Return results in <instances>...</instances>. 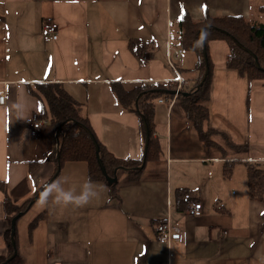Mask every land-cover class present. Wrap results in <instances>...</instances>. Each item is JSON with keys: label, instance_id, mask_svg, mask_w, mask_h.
<instances>
[{"label": "crops", "instance_id": "1", "mask_svg": "<svg viewBox=\"0 0 264 264\" xmlns=\"http://www.w3.org/2000/svg\"><path fill=\"white\" fill-rule=\"evenodd\" d=\"M263 5L264 0H0V96H5L0 103V181L14 203L32 199L16 223V244L25 264H264V226L255 228L251 216L235 223V212L225 204L228 185L211 180L223 175L226 162L239 161L234 156L239 146L244 148L239 163H264V81L243 78L226 67V58L218 62L211 48L208 107L210 127L221 137L215 139L216 145L205 147L176 94L160 99L153 121L162 158L145 162L141 178L131 181L127 176L120 189L122 172L117 175L118 182L111 185H116L115 196L110 195L106 178L92 181L98 196L81 208L36 204L38 190L62 175L65 188L78 194L88 180V164L60 166L61 134L57 137L51 124L38 116L42 104L33 93L40 84L63 83L84 104L97 141L119 158H141L146 138L144 143L140 117L119 108L110 84L175 83L178 75L168 64L167 52L172 47L182 51L177 46L178 23L185 14L196 21L243 15L264 22L259 13ZM48 22L59 25L55 41L44 40ZM134 40L149 43L141 59L129 47ZM174 51L171 62L190 88L197 73L183 71L194 69L197 58L187 55L183 60L187 53L176 56ZM176 85L175 91L183 83ZM18 91L29 105L30 122L18 121L10 111ZM177 163L181 168L192 164L191 174L209 180L207 196L194 181L173 179L172 165ZM179 189H187L203 204L200 216L192 215L188 206L177 209L174 198ZM232 191L237 194L236 188ZM207 199L212 200L209 208L203 201ZM4 200L0 190V255L7 254ZM220 202L229 214L212 211ZM246 207L255 208L252 203ZM41 214L30 231L31 222ZM166 219L187 234L185 245L160 242L156 223Z\"/></svg>", "mask_w": 264, "mask_h": 264}, {"label": "trees", "instance_id": "2", "mask_svg": "<svg viewBox=\"0 0 264 264\" xmlns=\"http://www.w3.org/2000/svg\"><path fill=\"white\" fill-rule=\"evenodd\" d=\"M259 13L264 15V5L259 8ZM209 27V28H207ZM211 27V28H210ZM178 41L177 46L183 52H192L197 55V63L194 69L183 71L186 73H197V79L194 85L187 87L180 71H174L176 75H180L183 85L180 92H190L187 97L181 93L177 95L179 103L184 107L186 112L187 122L196 129L200 140L205 147L210 148L215 146V139L212 137L213 133H218L210 127L209 123V107L210 100V86L212 77V64L208 53L209 42L213 40H226L229 44V52L226 56V67L238 72L243 78L250 82L254 80L264 81V22L251 21L243 15H224V16H209L206 20L196 21L188 14H185L178 23ZM202 30V38L206 42L207 53L209 58V75L203 86L197 90L198 85L205 73L206 65L203 58V44L200 41L199 35ZM224 31V32H223ZM238 43L252 51L258 58L262 69H258L255 65L254 58L244 51ZM149 46V43H142V41H130V49L133 53L141 59L142 50ZM174 81L176 84L177 77ZM173 82H158L155 86L152 83H131L112 82L110 89L116 100L119 108L125 112L136 113L140 117L141 135L145 143L146 132L145 124L136 109L135 101L140 96L139 106L140 112L145 116L149 125L151 137L149 141L148 151L146 155V163L162 158V146L159 139L154 137L153 121L154 110L156 102L160 99L167 100L173 98V95L166 91H175L177 85ZM38 99L41 101L42 107L39 112L40 117L46 119L53 129L57 132L58 127L62 126L59 151H60V166L64 162H78L85 161L88 164V180L91 181H105V176L99 165L96 154V147L92 138L94 134L90 125L89 119L85 113V106L83 103L75 99L65 88L63 83H43L35 86ZM99 142V141H98ZM100 158L103 162L106 172L110 176H114L115 171L117 175L125 172L123 169H128L126 174L131 181H138L141 178L143 169H138L143 164L144 154L141 158H119L107 150V148L99 142ZM246 165V174L248 186L252 197L263 198L264 195V163L244 161ZM234 161L226 162L223 168L225 177L230 178L234 169ZM135 168V169H134ZM134 169V170H133ZM46 182L43 186L48 185ZM0 190L5 195L3 207L5 210V220H7L8 228L4 233L5 246L7 254L0 255V264H25L21 254L9 260L14 255V248L11 243V223L12 219L18 214L25 212L30 205V200L24 202L22 205L14 203L9 196L6 183L0 181ZM42 190V189H41ZM38 190L37 193H40ZM110 195L115 196V186H110ZM188 193L187 189H179L174 198V202L179 211H183L187 205L184 202V197ZM216 211L218 213H228L224 203H217ZM44 215H39L30 224L29 230L35 228ZM157 222V221H155ZM160 222V221H159ZM157 222L156 224H158ZM17 236V233H16ZM16 239V237H15ZM17 242V239H16ZM18 251V244H17Z\"/></svg>", "mask_w": 264, "mask_h": 264}, {"label": "rangeland", "instance_id": "3", "mask_svg": "<svg viewBox=\"0 0 264 264\" xmlns=\"http://www.w3.org/2000/svg\"><path fill=\"white\" fill-rule=\"evenodd\" d=\"M207 28H209V27H207ZM156 43L160 45V42L156 41ZM224 43H226L227 46L229 45L226 40H213V41L209 42V54H210V49L212 48V52L217 56L218 62L225 61L226 54L229 51V49L228 50L224 49L226 47ZM168 47L169 48L172 47L170 43H169ZM171 51L172 52L174 51L173 47L171 50L168 49V52H167V58H168L167 60H168L169 65H171V58H170ZM174 54L176 56L178 55L177 50L174 51ZM185 54L186 55L183 56V60L186 59L185 57L187 55H190L192 57L197 58L194 53L185 52ZM186 64H188V65L190 64L188 62V60H186ZM213 134L214 135L212 137L214 139L217 140V139L221 138L217 135V133H213ZM243 149L244 148L242 146H239L236 148V153H234V156H236V158L239 161H237L238 163L235 162V166H234V169L232 172V176L230 178H227V177H225L224 174L223 175L221 174L219 179L216 176H213L211 180L212 181H223L224 183H226L228 185L224 189L225 196L229 197V199H226L227 201H225V204L227 206H229V209L232 211V214H234V212H235V216H234L235 217L234 218L235 223L240 224V223H242L244 218L246 219L247 216H251L253 221H254V223H253L254 227L261 229V227L264 226V195H263V198H256L255 200L251 199L252 196H250L251 194L249 192L250 190L248 187L246 165L243 161H242V163H239V162H241L240 158H242L241 157L242 155H240V153ZM85 165H87V163ZM182 165H183V168H181V164H178V163L172 165L173 166V171H172L173 179L174 180L187 181V182L194 181L196 189L198 191H204L206 194V190H208L210 187L209 183L206 181H209V180L197 178L195 175L191 174L193 171V168H191L192 164H182ZM61 177L64 178V175H62ZM126 177H127L126 173L121 174V178H120L119 183H118V189L121 188V182L126 181L125 180ZM233 187L237 189L236 195H234V193L232 191ZM241 189H242L243 194L241 196H239V194L241 193ZM205 194L203 193L204 196H207V194L206 195ZM203 201L207 204L208 208H209V204H212L211 199H207V200H203ZM250 203H252L255 206L254 209H248L246 207ZM211 209L213 212L216 211L214 207H212Z\"/></svg>", "mask_w": 264, "mask_h": 264}, {"label": "clouds", "instance_id": "4", "mask_svg": "<svg viewBox=\"0 0 264 264\" xmlns=\"http://www.w3.org/2000/svg\"><path fill=\"white\" fill-rule=\"evenodd\" d=\"M10 111L14 112L18 121L30 122L29 112L30 108L26 102L25 97L21 98L18 91L17 99L12 102ZM67 183L66 178H58L48 185L40 192L36 201L37 206L47 207L58 206L66 207L73 206L81 208L86 206L90 200L98 196L94 183L89 179L81 187L80 192L77 194L69 188H65Z\"/></svg>", "mask_w": 264, "mask_h": 264}, {"label": "water", "instance_id": "5", "mask_svg": "<svg viewBox=\"0 0 264 264\" xmlns=\"http://www.w3.org/2000/svg\"><path fill=\"white\" fill-rule=\"evenodd\" d=\"M224 32V31H223ZM200 39L202 41V44H203V58H204V62H205V65H206V70H205V73L201 79V82L200 84L198 85L197 87V90H199L204 82L206 81L208 75H209V72H210V68H209V58H208V53H207V45H206V42L203 40L202 38V30L200 31ZM238 45L240 46V48H242L244 51H246L249 55H251L253 58H254V61H255V65L258 67V69H261L260 67V64H259V60L257 58V56L250 50H248L246 47H244L241 43H238ZM167 93L169 94H172V95H179L181 94L182 92L180 91H166ZM184 95V97H187L189 96L191 93L190 92H185V93H182ZM142 95H140L136 102H135V105H136V109L138 110V112L140 113V116L145 124V127H146V143H145V149H144V161H143V164L138 167V169H143L144 166H145V162H146V155H147V150H148V145H149V140H150V133H149V129H148V124H147V121H146V118L143 114H141L140 110H139V100L141 98ZM62 126L61 125L60 127H58V131H57V137L61 134V129H62ZM93 137V136H92ZM93 140H94V144H95V147H96V154H97V157H98V162H99V165L103 171V174L107 180V184L109 186L111 185H114L118 182V178H117V170L115 171V174L114 176H109L108 173L106 172L105 170V167L103 165V162L100 158V147H99V143L98 141L93 137ZM57 158L59 159L60 158V152H58V155H57ZM23 215V213H18V215L13 219L12 221V237H11V243H12V246L15 250L14 252V255L9 259V260H12L16 255H17V244H16V223H17V220Z\"/></svg>", "mask_w": 264, "mask_h": 264}, {"label": "built area", "instance_id": "6", "mask_svg": "<svg viewBox=\"0 0 264 264\" xmlns=\"http://www.w3.org/2000/svg\"><path fill=\"white\" fill-rule=\"evenodd\" d=\"M43 36H44L45 42L57 40L59 37V25L57 23H50L44 26ZM177 81L179 83L182 82L181 76L179 74L177 76ZM177 91H180V88ZM4 101H5V96L1 95L0 103L3 104ZM160 102H162V100H160ZM39 125L40 123L34 124L35 128L39 127ZM184 202L187 203L188 207L190 208V213L192 215L196 217L200 216L201 204L196 203V200H194L191 194L187 193L185 195ZM156 232H157L160 242L168 246L172 242H182L184 243L183 245H185L186 243L187 234L178 231L173 225L169 223L167 219L160 221L156 225Z\"/></svg>", "mask_w": 264, "mask_h": 264}, {"label": "bare ground", "instance_id": "7", "mask_svg": "<svg viewBox=\"0 0 264 264\" xmlns=\"http://www.w3.org/2000/svg\"><path fill=\"white\" fill-rule=\"evenodd\" d=\"M50 23H55V22H48L47 24H50ZM182 51H177V54H180ZM260 64V63H259ZM171 66H172V68L175 70V71H177L176 70V68L174 67V65L172 64V62H171ZM261 67V66H260ZM262 69V68H261ZM196 203H200V202H196ZM201 204V212H200V215L202 214V210H203V204L202 203H200ZM196 217V216H195Z\"/></svg>", "mask_w": 264, "mask_h": 264}]
</instances>
